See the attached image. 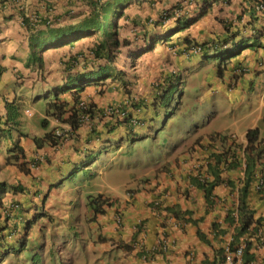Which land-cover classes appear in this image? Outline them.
Segmentation results:
<instances>
[{
  "label": "crops",
  "instance_id": "crops-1",
  "mask_svg": "<svg viewBox=\"0 0 264 264\" xmlns=\"http://www.w3.org/2000/svg\"><path fill=\"white\" fill-rule=\"evenodd\" d=\"M40 1L43 0H20L24 7V10H20L15 0H0V65L4 67V71L0 74V116L7 115L8 104L6 101L15 99L21 112L20 116H16L18 120L16 127L20 131H22L19 127L22 121L21 115L25 113L23 107L25 100H34L42 86H59L65 83L69 77H73L76 72L98 69L97 64L101 61L99 58L94 63L93 54L89 49L96 41L94 33L71 43L47 48L41 52L43 67L39 68L36 60L32 59L29 53L28 32L22 23V15L31 11L26 10L25 6L34 9L37 8L35 5L40 4ZM91 1L54 0L53 13L58 16L55 24H67L88 14L91 10ZM179 1L126 0L122 14L117 16V27L120 39L126 38L129 42L120 46L119 59L125 57L128 48L141 45L143 39L149 40L150 36H157L155 35L157 33L163 34L166 29L175 26L176 23L173 20L165 24L156 22L153 25L149 24L148 20L150 17H155L164 7ZM254 1L215 0L206 14L188 27L173 35H168L164 42L156 43L153 50L143 53L140 58L148 60L146 66L152 63L153 68H160L157 72L160 80H163L171 74L170 68L172 67L168 65L167 59L170 61L173 58L174 62L171 61L173 69L177 72L181 71L185 75L192 68L200 67L206 63L207 59L203 58L201 54L188 49L191 42L226 38L224 41L231 43L240 37L248 40L247 46L239 54L231 57L226 66L212 65L211 67L215 68V75L224 80L229 90L243 83H250L256 78H261L264 75V51H261L259 47L264 46V13L261 14L254 9ZM188 10H193V6L189 5ZM253 40L259 43L255 45ZM72 58H77V60L71 61ZM84 58H92L93 62H83ZM241 66L243 70L237 72L236 69ZM136 77L137 81L133 89L135 91L148 90L149 74L138 73ZM101 86L105 89L106 83L88 85L82 91L69 90L61 93L59 98L70 105L75 96H81L99 102L98 106L102 107L112 99L114 94H119L118 98L125 96L118 85H108L102 94L97 90ZM241 88L244 89L245 86H241ZM263 114L264 112L260 111L259 117L263 118ZM65 115L67 116V112ZM48 119L49 124L46 130L52 128L53 124H57L56 121H58L55 118ZM58 124L61 125L63 133L57 145L37 144L33 137L41 135L34 134L35 131L32 130L19 136V144L24 150L21 160L27 162L28 172L21 170L17 163H5L8 154L6 149L10 146L11 141L7 138L0 139V181H4L7 184L6 187L13 183H20L25 188L24 191L7 188L2 195L3 204L8 205L12 201H17L19 206L13 210L8 219L0 216V246L5 243L14 247L19 245V231L23 230L25 233L26 219L33 212L39 210L34 207L39 202L44 203L43 210L60 213L61 220L59 222L62 223L65 217L64 213L69 209L65 203L68 198L71 200L80 199V191L83 186L76 180L78 171L73 179H70L72 177H68V174L73 168L83 169L89 166L92 160L97 159L100 148L106 141L118 139L113 132L115 129L118 131L119 128L109 131V128L115 124L114 119L110 117L93 119L91 125L82 123L75 129H70L67 122L58 121ZM95 127L102 131L97 133L94 131ZM12 136L15 137L16 134L13 133ZM199 137L196 149L192 153H188L185 148L179 155L180 158L178 156L182 163L175 166L168 174L163 171L156 177H149L144 172V176L139 177L138 173L136 187H126L121 194L118 193V188L112 183V179H105L106 185L97 188V193L109 196L111 204L105 205L103 212L95 214L88 206L87 200L86 202L79 200L78 205L83 207V212L74 214V216L76 220H83L81 223L86 236L81 238V244L97 247L106 254L107 252L119 253L112 261L113 264H209L203 260H210L214 256L213 247L218 246L213 243L212 234L208 233L207 237L211 239L213 246L198 237L196 226L191 222H181L173 218L163 221L161 216L152 210V205H148L150 201L159 199L162 205L177 203L181 208H191L195 215L204 214V211H200L204 210V205L199 204L202 203V192L190 183L188 173L191 164H195L196 157L198 158L197 162H200L201 156L218 147V143L208 145L209 140H205L203 135ZM127 138L123 137L121 142L124 143ZM202 143H205L203 149L200 147ZM143 156L146 157L145 154ZM118 162L122 161L118 159L116 164ZM104 168L102 167V169ZM141 169L146 170V168ZM103 173L106 178L105 172ZM227 173L233 174L235 170ZM91 175L93 179L94 170ZM65 179L72 182L66 185ZM141 180H144L143 183ZM228 190L229 187L223 184L217 185L214 189L216 193L229 201ZM249 202L256 209L255 214L262 216L261 230L264 233V199H260L251 191ZM196 208L200 210L198 211ZM116 216L121 218L120 222H116ZM48 218L50 219V217ZM139 219L143 221L142 232L135 227V223ZM210 220L211 215H206L198 221V225L200 228L208 230ZM45 224L47 230L52 234L53 246L55 241L61 238V235L53 225ZM30 234L31 227L27 230V244L19 253L20 264H26V260L30 262L32 259L33 251L30 255L25 253L26 250H33L32 245L30 246L28 243ZM160 236L164 238L163 246L158 247L160 251H149L145 255L143 251L134 246V242L139 241L145 248L150 249L156 245ZM10 248L6 251V258L11 256V253H8ZM257 258L263 260L264 245L258 247Z\"/></svg>",
  "mask_w": 264,
  "mask_h": 264
},
{
  "label": "clouds",
  "instance_id": "clouds-1",
  "mask_svg": "<svg viewBox=\"0 0 264 264\" xmlns=\"http://www.w3.org/2000/svg\"><path fill=\"white\" fill-rule=\"evenodd\" d=\"M15 1L17 2L18 6L20 7V10H24V7L22 6V2H20V0H15ZM102 1H105V0H102ZM202 1L203 0H180L179 2H176L173 5L164 7L162 10H160V12L155 17H150L148 22H149V24H152V25H153V23H156V22H160L162 24H165L170 20H173L176 22V19L178 17H183L184 15H187L190 17L196 16L199 13V10L203 4ZM214 1L215 0H211V2H214ZM258 2L264 3V0H255L254 1V9L262 14V13H264V8L262 10L256 9V4ZM125 3H126V0H125ZM189 5L193 6V10H188ZM35 6H37V8H34V9H33V7L25 6L26 10H31V11L23 14V15L27 16L28 18H30L33 22H37V20H39V18H40L39 17L40 15L48 14L50 11V10H48V7L51 8L52 13H53V11L55 9V2H54V0H48V1L43 0V1H40V4L35 5ZM123 7H121L120 10H122ZM23 15H22V23L24 24ZM117 16H119V15H115V16L113 15L112 16V20L116 24H117V20H118ZM201 16H199V17H201ZM199 17H197V19ZM50 24L56 25L55 21H51ZM24 26L26 27L25 24H24ZM110 30H113V29L111 28ZM115 30H116V35L113 38L117 37L120 41V43H119L120 45L117 47L111 46L108 48H111L112 52L114 54H116L114 57V63L117 66V70L124 72V75H123L124 78L126 80H129V82H130L129 84H131V85L130 86L128 85V87L131 88V91L130 92L123 91L122 93L123 94L125 93V96H123L120 99L119 98L115 99L116 102L111 99L105 105H102V107H101V106H98L99 102H94L92 100H88L85 97H81V96L80 97L75 96L72 103L70 105H67V102L65 100L59 98L60 94L63 92L58 93V90H57L58 86H51V85H46L45 87L42 86L41 87L42 89L40 88L41 90H39V94H36L35 99L47 98V100L45 102L46 116L44 117L47 119L46 128L49 124L48 118H52V119L55 118L56 120H58L60 122H67L70 129H75L76 127H78L82 123H88L89 125H91V121L93 119H96V118L99 119V113H100L99 109H102L103 110V113L101 114L102 117H110V118L114 119L115 124H114V126H112V128H109V131H113L114 128H119L118 131L115 129L113 132L114 134H116L115 137L118 139L106 141L102 147L103 149L104 148L106 149V148H109L110 146H112L113 144H115L116 146H121V145L123 146V143L121 142V139H123V137L124 138L128 137L125 142L129 141V143H132L134 141H140V139L143 136H144V139H146V137L149 136V129L152 130L154 126L159 125V121L156 119L157 114H159V115L161 114V117H162V112L164 113L167 110L166 108H164L160 104L161 96L165 95L166 93H169V89L173 85L179 84L181 82L180 78L182 77L183 73L181 71L177 72L175 69L170 68L171 74L169 75V77L166 79L160 80V82H158V83H155L156 92H155L153 98L151 99V101H149V96H140V98H139L135 89H133L135 92L132 90V88L135 84V80H133V78H136V75L138 74V71H137L138 61L141 59L140 57L143 53L153 50L156 43L164 42L165 38L156 41L153 48L147 49V50L139 53V50L146 47L149 43L150 38H152L154 35L150 36L149 40L143 39L141 45L134 46L133 48H128L127 52L125 53V57H122L119 59V53L121 52L120 46L127 44L129 41L126 38L120 39V37L118 35V27H116ZM166 31H167V29L165 30V32ZM27 32H28V30H27ZM233 34H234V32H233ZM155 35L160 36L162 34L157 33ZM101 37H103V36L100 33V31L95 32L96 41H94V42H97ZM113 38L110 39V42L113 41ZM123 39H126L127 42L122 43ZM224 40H226V38L223 40H220L219 38H211L210 40H205L202 42H191L188 45V49L192 52H196L198 54H201L202 57L205 59L209 56L216 57L217 61L215 63H213V65L226 66V64L228 63V61L230 60L231 57L239 54L241 52V50L247 46L248 40L240 38V37L238 40L233 41L231 43L228 41H224ZM220 43H221V47H220ZM46 49H44V50H46ZM209 51H212V52H209ZM132 52H135L137 54L134 57H132L130 54ZM89 63H92V62H89ZM101 66H102V59H101L100 63L97 64V67L100 68ZM236 70H237V72H240L243 70V67L242 66L238 67ZM117 74L121 75L119 73H117ZM132 74H133V76H132ZM110 80H111V77H107L106 79L101 80V81H103V84L106 83V87H107L108 85H111V84H109ZM99 83H101V82H99ZM63 84H60V85H63ZM93 84H97L96 81H92L88 85H93ZM88 85H86V86H88ZM83 89H77V87H74V85H73L70 88V91L71 90L82 91ZM97 90L99 93L102 94L105 89L101 86V88H98ZM67 91H69V90H67ZM177 91H178V89H177ZM72 93H73V91H72ZM55 100H56V102L57 101L65 102V104H64L65 110L59 116H57L54 113L55 108L52 105H50V104H52L50 102H52V101L54 102ZM133 100H135V101L138 100L136 105L132 104ZM81 102H82V104H81ZM6 103L8 104V111L10 109L9 104H13V106L16 107L15 112H17V115L20 116V114H21L20 107H19V104L16 102L15 99L10 100V101H6ZM73 106H75V108H76L77 120L79 123L76 127H72L71 124L69 123L68 119H67L70 115V112H71L70 109ZM11 109L14 110L13 107H11ZM91 109H92V112H94V114H92V112L90 111ZM8 111H7V115H8ZM24 112H26L28 114L31 113L28 108H24ZM66 112H67V116L66 115L64 116V114ZM170 113H174V111L171 110ZM128 119H129V123L127 122ZM15 120L17 123H12L11 126L13 128V132H16V136L15 137L11 136L10 138H7L8 140L11 141L10 146L13 145L12 140H15L17 137H18V144H19V136L25 134L22 131H21L22 133H18L20 130L18 129L19 130L18 131L17 129L14 128L18 124V120L16 117H15ZM167 120H168V115L166 114L162 119V123L167 122ZM58 121H56L57 124H53L52 128L46 130L41 136H34V137H42L46 132H48L49 134L52 133V135L57 136V138H59V141H60V139L62 137L61 135L63 132L61 131V125L58 124ZM253 127H255V126H253ZM56 128H58V129H56ZM145 128H146V131L144 130ZM250 128H252V127H250ZM142 131H145V134H143ZM119 136H121V138H119ZM199 139H200V137H198L185 150L188 153H192L196 149V146L199 144V142H198ZM258 141H259V144L261 147V152L258 153L254 158V168L251 172V179L248 182L247 190L245 192L246 193L245 198L247 201V207L249 209L253 210L254 217H260V224L258 223L256 225L257 232L254 233L250 237L254 241V247L251 248V250L255 252L256 258H257L258 247L259 246L261 247L264 245V233L261 230L262 216L255 214L256 209L250 205L249 194L252 191L260 199H264V182H260L261 179L264 181V137L260 136V132L258 133ZM222 142H224V144H226V145H231L232 150L234 147L236 148V149H234V153L237 156V158H239L240 162L236 168H232V169L228 168L227 169V168H225V166L228 164V161L230 160V156H228L227 161L222 162L220 164L219 175H220L221 179L213 187V193H214V196H212L213 202L207 203L205 196H204L203 189L200 186L196 185L195 184L196 182H192V181L194 180L193 178H196L197 181L202 180V179L212 180L213 174L209 171L210 168L208 167V164L209 163L215 164V162H214V159L212 157L211 152L213 151V153H214V152L222 151L223 150V147H222L223 143ZM212 143H218V147L211 149L210 152H206L207 155L206 154L202 155L200 158V162H197L198 158L196 157L195 164H191L190 172L188 173L190 183L192 185H195L196 187H198V189H200L202 192V196H201L202 203H199V204L204 205V210H200L198 208H196V210H198V211L200 210L201 212L204 211V214L201 213L200 216L195 215L194 213L191 214V212H190L192 210L191 208H188V207L181 208L178 205L179 210L187 209V210H189V213L179 214L177 216L172 211L165 209L166 206H171L173 204L162 205L161 200H159V199H154V200L150 201L148 203V205H150V206L152 205L151 206L152 210L155 213L159 214L163 221H167L168 219L173 218L177 221L191 222L192 224H194L192 221H190L188 219L189 216H191L193 218L199 217L198 221H200L201 218H203L204 216L211 215V220L209 222V226H208L209 229L208 230H204V229L200 228V226L198 225V221H197V224H194V225L196 226V228L199 227L201 230H203L206 233V235L208 233L212 234L213 236H215V234L217 235L216 238H213V241H214L213 243L218 245V246L223 245V253L225 254V261L222 264H225V263L230 264L226 260V256L229 254L231 255V253L233 256H235V254H233V253L235 252L237 246L242 244V250H241V257L240 258H241V264H243V250L246 247V240L249 237V233L246 232V233L241 234L239 242L236 243L234 246H232L231 242L234 239L235 229H236V226L238 225V222H239L238 206H239L240 198H242V195H243V193L240 194L241 186L245 183V168H246V162H247L246 154H248V152H249L248 149L246 150L247 143H248V140L246 138V132L244 134H242L240 137H238L237 135L232 133L230 135L225 136V138L221 139V140L210 139L208 141V145H211ZM203 144H205V143H202V145L200 144V147L202 149H203ZM8 148L6 149L8 154L5 158V163H17L18 166H19V163H22L29 171V167L27 166V162L24 160H21V157L24 156V153L21 154L17 149L8 150ZM183 150L184 149H182L181 151H179V153H177L174 165L165 166V165H162V163L159 159V156L161 155V150L158 149L156 154H155V158L150 160V161H156L158 163V166L156 167L158 169V172H156L153 177H156V175L158 173H161L163 171H165L168 174L169 171L173 170V168L175 166L180 165V163H182V162L179 161V158H180L179 155L182 154ZM229 153H231V151L227 152V155ZM8 156H9V160L6 161ZM178 156H179V158H178ZM150 161L148 160L145 164H143V168H146L147 166H149ZM19 168H20V166H19ZM80 169L81 168H78V170H80ZM21 170H23V169H21ZM233 170H235V173H233V174L227 173L228 171L233 172ZM23 171H25V170H23ZM28 171H25V172H28ZM78 173H79V171H78ZM171 174H173V173H171ZM76 175L77 174H75V176ZM229 179L232 180V183H229ZM219 184H223V185L229 187V190L227 193L229 198H230L229 201L224 196L221 197L218 193H216L214 191L215 187ZM13 185L23 186L20 183H13V184H10L8 187H6L7 186V184H6V186L4 187V189L2 191V195L6 191L7 188L12 189L11 187ZM24 189L25 188L23 186V190H18V191H24ZM15 191H17V190H15ZM2 195L0 196V200L2 198ZM93 195H95V194H93ZM87 202H88V196H87ZM18 206H19V203L17 201H12L8 205L3 204L1 201L0 216L8 219L9 217H11L13 210L16 209ZM34 207L38 208L39 210L36 212H33V214H31V216L27 217L26 224L28 222V224L30 226H31V223L33 221H35L39 216H41V215L47 216L48 213L51 214L49 210H43L44 203L42 204V202L37 203ZM228 215L230 217L229 221L227 220ZM195 216H198V217H195ZM31 219H32V221L29 222V220H31ZM115 219H116V222H120V220H121V218L119 216H116ZM213 221L216 222V227H214V228L212 226ZM142 224H143L142 219H139L136 221L135 227L138 231H141V232L143 231ZM255 224H256V221L252 222L250 227H253ZM215 231H217L218 233H215ZM24 234L25 233H23V230L19 231L18 237H20V240H22V236H24V239H27L26 238L27 234H25V235ZM20 240H19L18 246H20ZM163 240H164V238L162 236H160L157 240L156 245L150 249L145 248L144 245L139 241H137V243L134 242V246H136L140 251H143L144 254L147 255V253L149 251H151V252L160 251L158 249V247L163 246ZM26 244H27V241L25 240V245L23 246L22 249L25 248ZM208 244L213 246L211 242ZM217 247H213L214 256L210 260L209 259L203 260V262L211 264V261L215 257V248H217ZM44 249H45V247H44L43 243L41 244L39 249H35V250L33 249L32 250L33 251L32 258H33V254L35 252H39L43 258ZM39 250H41V251H39ZM20 251L19 250L17 251L18 254L20 253ZM13 252H14L13 248L12 249L10 248L8 250V253H11L10 254L11 257L14 260H18L21 263V258H20L21 256L19 255V257H16V255H14ZM6 253L4 254V256H0V259H1L0 263L6 258L5 257ZM263 260H264V258H263ZM261 261L262 260H258V258H257V260H255V258H254V260L251 262V264H261ZM31 263H32V261H31ZM43 264H44V259H43Z\"/></svg>",
  "mask_w": 264,
  "mask_h": 264
},
{
  "label": "rangeland",
  "instance_id": "rangeland-1",
  "mask_svg": "<svg viewBox=\"0 0 264 264\" xmlns=\"http://www.w3.org/2000/svg\"><path fill=\"white\" fill-rule=\"evenodd\" d=\"M253 42L255 45L259 43L256 40ZM251 47L253 48V45ZM259 49L264 51V46ZM206 59V63L202 66L192 68L186 75L183 73L180 78L181 82L173 85L169 93L161 96L160 104L167 110L162 112V117L161 114H157L156 119L159 125L154 126L152 130L149 129V136L146 139L143 136L140 141L132 143L127 141L123 143V146L113 144L106 149L100 148L97 159L79 170L76 180L83 185L80 199L68 198L65 205L69 209L64 213L62 223L59 222L61 214L55 212H50L52 215L50 219L46 215L43 217L41 215L31 223L28 243L34 250L39 249L44 243V264H113L112 261L119 253L107 252L106 254L97 247L81 244V238L86 236L81 223L83 220H76L74 216V214L83 212V207L78 205L79 200L86 202L88 195L96 194L97 188L106 185L105 179H112V183L121 194L126 187H136L138 173L139 177H143L144 172L147 176L153 177L158 172L156 168L158 163L150 161L155 158L158 149L161 150L159 159L162 165L167 166L174 165L177 153L190 146L202 135L205 140H221L232 133L239 137L248 128L257 126L260 136L264 137V119L259 117L260 111L264 112V75L250 83L246 82L229 90L224 80L215 75V68L211 67L217 61L216 57L209 56ZM167 60L168 65L173 68L171 65V61L174 62L173 58L170 61ZM147 62L146 58L140 59L137 71L149 74V89L136 91V93L139 98L149 96V101H151L156 92L155 83L160 82L157 72L160 68H153L152 63L146 66ZM133 80L136 83L137 77ZM241 86L245 88L242 89ZM118 97L119 94H114L112 99ZM46 100L47 98H37L23 102V107L31 112L21 115L22 121L19 127L23 133L32 130L35 131L34 134L42 135V132L47 129L41 124L46 116ZM171 110L174 113H170ZM166 114L168 120L162 123ZM144 130L146 131V128ZM145 131H142L143 134ZM13 133L16 134V132ZM144 154L146 157L143 156ZM118 159L123 163L116 164ZM148 160L150 162L146 170L141 169ZM102 167L105 168L102 169ZM93 170L95 176L92 179ZM66 179L65 184L68 185L71 180ZM44 222L53 225L61 235L60 241H55L53 246L52 234L47 230ZM25 253L30 255L32 250H26ZM2 262L3 264H20L11 256ZM25 263L30 264L28 260Z\"/></svg>",
  "mask_w": 264,
  "mask_h": 264
},
{
  "label": "trees",
  "instance_id": "trees-1",
  "mask_svg": "<svg viewBox=\"0 0 264 264\" xmlns=\"http://www.w3.org/2000/svg\"><path fill=\"white\" fill-rule=\"evenodd\" d=\"M48 1V0H47ZM203 4L199 10V13L196 16L190 17L187 15H184L183 17H178L176 19V25L172 28L167 29V31L160 35V36H153L150 38L149 43L146 47L139 50V53L142 51H145L147 49L153 48L156 41L160 39H164L166 36L171 35L175 33L178 30H181L185 27H188L191 25L197 17L205 14L209 7L211 6V0H203ZM125 4V0H92L91 1V10H89L88 14H85L84 16L79 17L76 20H73V22H69L67 24H60V25H51V21H55L57 19V14L52 13V10L50 7H48L49 13L45 15H40L39 20L37 22H33L30 18L23 15V22L26 25V28L28 30V46H29V53L31 55L32 59L36 60L37 66L42 69L43 67V57L41 55V52L51 46H58L66 43L74 42L82 37L94 34L97 31H100L103 37H101L97 42H94L93 45L89 48L90 51L93 54L94 63L97 59H102V66L98 68L97 70L92 71H79L74 74L73 77H69L67 79V82L63 85H60L57 87L58 93L65 92L67 90H70V88L74 85V87H77V89H83L86 85H88L92 81H96L97 84H103V81L107 77H111V80L109 81V84L111 85H118L121 92H130L131 88L128 87L131 84H129V80H126L124 78V72L117 70V66L114 63V57L116 54L112 52L111 46H119L120 41L119 39L113 38L116 35V27L117 24L113 22L112 16L114 15H121L122 10H120L121 7H123ZM39 15V14H38ZM113 30H110V29ZM113 38V41L110 42V39ZM127 40L123 39L122 43H126ZM132 57H134L137 53L132 52L130 53ZM229 55V54H228ZM77 58H72L71 61H76ZM83 62H93L92 58H84ZM4 70V67L0 65V74ZM117 73L121 74L118 75ZM72 76V75H69ZM120 76V77H119ZM133 76V74H132ZM98 80V81H97ZM101 82V83H99ZM123 85V86H122ZM115 101V98L112 99ZM116 102V101H115ZM138 102L133 100L132 104L136 105ZM54 108V113L59 116L65 109L63 101H57L50 102ZM9 111L8 115L2 117L0 116V139L1 138H10L13 135V128L11 126L12 123H17L15 120V117L17 116V112H15L16 107L13 106V104H9ZM11 107L14 108V110L11 109ZM70 115L67 118L69 123L72 127H76L79 123L77 120V112L75 106H73L71 109ZM92 112V109L90 110ZM99 119L102 118L101 114L103 113L102 109H99ZM94 114V112H92ZM264 119V115H263ZM129 123V119L127 120ZM43 126L47 125V119L44 118L41 121ZM18 130V128L14 127ZM19 131V130H18ZM94 131L97 133H100L102 130L95 127ZM18 133H22L19 131ZM258 133L259 129L257 126L249 128L246 131V138L248 140L247 148L249 152L246 154L247 156V162H246V168H245V183L241 186V193H243L242 198H240L239 206H238V214H239V222L235 229L234 239L231 242L232 246H234L236 243L240 240V235L243 233H249V237L246 240V247L243 250V264H251V262L254 260H257L256 254L254 251L251 250V248L254 247V241L252 238H250L254 233L257 232L256 225L260 224V217H254V212L252 209H249L247 207V201L245 198L246 190L248 182L251 179V172L254 168V158L255 156L261 152V147L258 141ZM37 144L41 145L43 143H49L51 145H57L60 141L57 136L52 135V133L46 132L42 137H34ZM222 151L218 152H211L212 157L214 159L215 164L209 163L208 167L210 168L209 171L213 174L212 180L208 179H202L198 180L196 178H193L194 180L192 182H196L195 184L200 186L204 191V196L207 201V203L213 202L212 196H214L213 193V187L220 181L221 177L219 175V166L222 162L227 161L228 156H230V160L228 161V164L225 166V168H236L239 165V158L234 153L235 147L231 148V145H226L224 142H222ZM12 146L8 148V150L17 149L21 154H23L24 150L23 147L18 144V137L15 140H12ZM231 151L227 155V152ZM9 160V156L7 157L6 161ZM246 160V159H245ZM83 165V164H82ZM19 166L21 169L28 171V169L22 164L19 163ZM79 171L78 168H73L72 171L68 174V177H72L70 179H73L75 177L76 172ZM229 183H232V180L229 179ZM6 186L4 181H0V196L2 195V191L4 187ZM13 190H23V186L20 185H13L11 187ZM1 204V200H0ZM88 206L92 208L93 212L99 213L104 211V206L111 204V200H109V196H105L102 193H97L95 195H88ZM165 209L172 211L175 215L179 214H185L189 213V210H179V206L177 203L166 206ZM191 214L193 211H190ZM48 217H52L51 214H47ZM190 221H192L194 224H197L198 218H193L191 216L188 217ZM230 217L227 216V220L229 221ZM254 219V220H253ZM32 221L29 220V222ZM256 221V224L253 227H250L252 222ZM213 228L216 227V222H212ZM30 225L26 224L25 226V234H27V230L29 229ZM196 232L198 237L203 240L204 242L210 243L211 240L209 237H207L206 233L201 230L199 227L196 228ZM215 233H218L215 231ZM24 234V235H25ZM217 235L213 236V238H216ZM24 236H22V240H20V246H9V243H5V245L0 246V256H4L7 249L10 247H13L14 255L16 257H19L18 250L20 251L23 246L25 245ZM127 246V245H126ZM128 247V246H127ZM41 251V250H39ZM42 256L39 252H35L33 254L32 263L30 261V264H43V258L41 261ZM225 261V254L223 253V245L218 246L215 248V257L211 261V264H222ZM261 264H264V260L261 261Z\"/></svg>",
  "mask_w": 264,
  "mask_h": 264
},
{
  "label": "built area",
  "instance_id": "built-area-1",
  "mask_svg": "<svg viewBox=\"0 0 264 264\" xmlns=\"http://www.w3.org/2000/svg\"><path fill=\"white\" fill-rule=\"evenodd\" d=\"M264 8V3L262 2H258L256 4V9L257 10H262ZM82 104V102H81ZM260 182H264L262 179L260 180ZM241 250H242V244L238 245L235 252L233 254H235V256L229 254L226 256V260L230 263V264H241Z\"/></svg>",
  "mask_w": 264,
  "mask_h": 264
}]
</instances>
